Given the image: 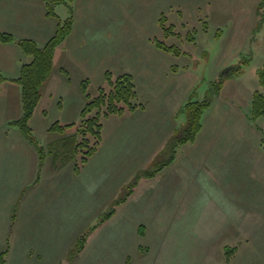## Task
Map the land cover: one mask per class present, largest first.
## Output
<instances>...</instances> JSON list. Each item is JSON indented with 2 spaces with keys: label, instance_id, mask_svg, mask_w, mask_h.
Instances as JSON below:
<instances>
[{
  "label": "rangeland",
  "instance_id": "obj_1",
  "mask_svg": "<svg viewBox=\"0 0 264 264\" xmlns=\"http://www.w3.org/2000/svg\"><path fill=\"white\" fill-rule=\"evenodd\" d=\"M70 6L75 39L55 53L29 124L36 144L14 124L23 89L11 81L31 58L17 42H0V261L9 264L13 251L10 264H264V116L252 117L264 1L73 0L56 6L55 27L71 17ZM107 72L134 75L138 100L153 114L175 112L167 127L159 120L120 140L116 152L129 113L110 114L101 155L84 165L78 148L63 166L88 93L98 96ZM190 101L210 102L202 132L146 181L185 134L181 110ZM55 124L68 126L65 137Z\"/></svg>",
  "mask_w": 264,
  "mask_h": 264
},
{
  "label": "trees",
  "instance_id": "obj_2",
  "mask_svg": "<svg viewBox=\"0 0 264 264\" xmlns=\"http://www.w3.org/2000/svg\"><path fill=\"white\" fill-rule=\"evenodd\" d=\"M44 2L47 7L46 17L58 18L55 11L56 6L60 3L70 4L73 0H44ZM69 8L71 17L64 22L59 21L55 35L44 46L38 45V43L34 40H18L11 34L0 33L1 43L10 44L17 42L23 49L24 53L31 58L29 63L23 65L20 77L11 81L21 85L23 89V116L18 121H15L14 124L20 128L24 136L32 144H36V141L34 140L33 132L29 124L42 99L43 88L49 81L54 70L55 53L60 46L64 45L74 31L75 21L73 18V9L71 6ZM163 20L162 26H165ZM166 50L169 49L167 48ZM4 81H6V78H4L0 73V85L4 83ZM259 81L261 90H257L253 94V119H258L264 116V67L260 71ZM106 82L107 86L99 90L97 97L92 98L88 93L89 101L82 111V122L79 126V130L73 138V149L70 151L69 155L64 154L61 159L63 166H67L73 160H76L80 150L78 148H85L84 155H86V157L81 160L84 165L88 164L90 156L94 157L96 155L102 144V119L104 117H107L110 114H130L137 111L139 108H143V105L138 100V84L131 74H123L118 77H114L111 72H107ZM88 84L89 81H84V91H87ZM209 106V101H190L182 107L181 112L188 116L189 122L185 134L183 136H179V138L175 137L172 139L171 143L168 144L167 147L170 151L169 153L171 154V157L166 160L154 173H148L145 175V177H143L144 179L149 180L154 178L164 169L170 167L176 160L178 154L176 151L177 146L196 142L198 136L203 130V115ZM67 129L68 126H57L55 124L52 131L63 136L66 134ZM0 262L1 264H4L5 260Z\"/></svg>",
  "mask_w": 264,
  "mask_h": 264
},
{
  "label": "crops",
  "instance_id": "obj_3",
  "mask_svg": "<svg viewBox=\"0 0 264 264\" xmlns=\"http://www.w3.org/2000/svg\"><path fill=\"white\" fill-rule=\"evenodd\" d=\"M3 1L5 3L4 5L5 10L0 11V22H1L0 33H10L16 38L34 40L42 45L46 44L55 35L57 27H55V25L51 22L50 18L46 17L47 7H46V3L43 0H3ZM29 9L31 10L29 11ZM30 12H35L36 15L34 17H31L33 14H30ZM74 39H75V34H73L72 32V34L67 40L73 42ZM82 44L83 43H81V45ZM5 47H6V51L8 49L13 48L10 45H6ZM149 72L151 71L149 70ZM166 74H171V72L169 71ZM132 76L135 78L134 75ZM138 89L140 92V88ZM143 106H144L143 108H140L137 111L130 113L126 118V120L122 123V125H124V129L121 128L119 129L120 133H118V135L115 137L117 143L113 145L112 152H116L120 146H124L126 144V143L124 144L120 143V140L126 141L128 140V137L131 135H138V136L143 135V132L149 131L153 127H155L159 120H161L162 122V127H167L166 119L169 120V118H171L175 112V111H170L169 112L170 116L168 117L167 115L163 116L162 114L155 115L153 114V111L151 109L147 108V105L145 106L143 104ZM132 125H135L136 129L135 131L130 132L128 128ZM102 151H103V145L101 146L100 150L96 153V155L93 157V160L96 159L97 156L101 155ZM55 167L56 166L54 164L51 166V168H55ZM166 169H164L161 173H163ZM12 253L13 251H11L10 257ZM10 257L8 260L9 264H10Z\"/></svg>",
  "mask_w": 264,
  "mask_h": 264
}]
</instances>
